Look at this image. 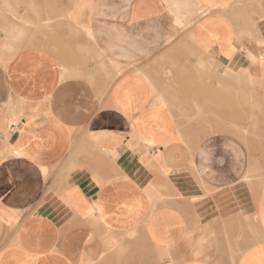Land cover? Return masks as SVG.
<instances>
[{
    "label": "crops",
    "instance_id": "0c3cea01",
    "mask_svg": "<svg viewBox=\"0 0 264 264\" xmlns=\"http://www.w3.org/2000/svg\"><path fill=\"white\" fill-rule=\"evenodd\" d=\"M89 29L62 51L0 43V264L111 247L126 264H264V179L227 125L242 111L218 106L247 84L216 81L264 79V0H103Z\"/></svg>",
    "mask_w": 264,
    "mask_h": 264
},
{
    "label": "rangeland",
    "instance_id": "374dc122",
    "mask_svg": "<svg viewBox=\"0 0 264 264\" xmlns=\"http://www.w3.org/2000/svg\"><path fill=\"white\" fill-rule=\"evenodd\" d=\"M8 8L0 9V17L7 19L8 40L0 42L2 48L13 52L19 48L40 45L62 51L65 41L69 44L70 36L77 38V46L82 38L84 46L89 43V22L95 17L97 1L103 0H7ZM110 14L105 13V17ZM79 39V40H78ZM80 47V46H79ZM225 80L246 82L247 89L219 90L218 95L231 97L233 105L220 104L224 111L238 109L242 111L241 120H228L227 125L232 127L233 133L245 143L250 163L246 176L264 179V79L256 72H232L224 77L216 68V81L219 84ZM217 84V86H218ZM245 84V83H244ZM243 84V85H244ZM230 91V92H229ZM247 95L246 109L235 105L236 96ZM217 95V97H218ZM218 116V114H217ZM262 165V166H261ZM261 166V167H259ZM126 253L123 249L108 248L98 264H126L121 256ZM113 254L115 256L113 257ZM119 255L120 258L118 257ZM120 261V262H119Z\"/></svg>",
    "mask_w": 264,
    "mask_h": 264
},
{
    "label": "bare ground",
    "instance_id": "6f19581e",
    "mask_svg": "<svg viewBox=\"0 0 264 264\" xmlns=\"http://www.w3.org/2000/svg\"><path fill=\"white\" fill-rule=\"evenodd\" d=\"M221 17H222V16H221ZM224 74H225V73H224ZM226 148H227V147H226ZM233 156H234V155H233ZM233 156H232V157H233ZM236 157H237V156H236ZM238 159H239V158H238ZM239 160L241 161V160H243V159H239ZM243 164H244V163H243ZM243 175H244V174H243ZM146 230H147V229H146Z\"/></svg>",
    "mask_w": 264,
    "mask_h": 264
}]
</instances>
